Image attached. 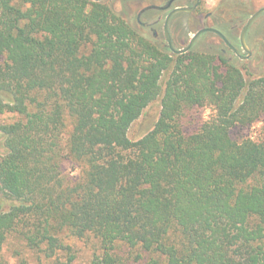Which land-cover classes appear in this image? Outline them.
Here are the masks:
<instances>
[{
    "label": "trees",
    "instance_id": "1",
    "mask_svg": "<svg viewBox=\"0 0 264 264\" xmlns=\"http://www.w3.org/2000/svg\"><path fill=\"white\" fill-rule=\"evenodd\" d=\"M141 16L0 0V251L21 228L51 264H73L63 231L98 240L88 264H128L116 243L151 254L145 264H264V75L164 50ZM156 101L152 129L132 140ZM204 105L214 115L184 132V111ZM255 121L260 140L231 138ZM66 158L77 177L63 174Z\"/></svg>",
    "mask_w": 264,
    "mask_h": 264
},
{
    "label": "rangeland",
    "instance_id": "2",
    "mask_svg": "<svg viewBox=\"0 0 264 264\" xmlns=\"http://www.w3.org/2000/svg\"><path fill=\"white\" fill-rule=\"evenodd\" d=\"M102 2L134 23L140 9L148 5L164 6L167 0H102ZM192 2L193 0H174L168 9H153L141 16V20L146 24H154L152 31L156 32L157 44L162 49L171 52L164 35V20L167 13L174 7L190 6ZM263 6L264 0H200L194 11L177 13L169 20L168 29L173 46L176 49L183 48L198 29L213 27L226 37L227 41L240 55H245L246 53L239 42L240 31L251 16L250 14ZM246 41L251 50V56L248 59H241L214 32L202 33L190 50L222 54L240 68L246 79L264 75V13L259 14L248 28ZM86 48H83V50H86ZM3 61L4 57L0 56V64ZM221 69L224 71V68ZM212 108L210 105H204L185 110L181 117L183 131L186 133L195 131L202 120H207L214 115L215 112ZM159 112L160 101L147 106L141 117L130 127L128 136L132 140L143 136L152 129ZM15 118L12 115H6L2 117V120L12 121ZM68 129L67 126L66 131ZM262 135V121H255L249 125L238 124L230 129V136L236 141L244 139L258 141ZM80 168V165L71 158H66L62 162L63 174H67L72 178L78 176ZM20 229L7 236L0 251V264H51L52 259H46L43 252L27 245L26 240L19 233ZM60 236L66 245L71 246V253L74 254L73 264H88L94 255L100 253L98 240L93 236L78 239L67 235L65 231ZM114 252L128 264H145L151 255L137 247L130 248L121 243H116ZM61 257L65 258L66 256Z\"/></svg>",
    "mask_w": 264,
    "mask_h": 264
},
{
    "label": "water",
    "instance_id": "3",
    "mask_svg": "<svg viewBox=\"0 0 264 264\" xmlns=\"http://www.w3.org/2000/svg\"><path fill=\"white\" fill-rule=\"evenodd\" d=\"M92 1H95V2H100L102 0H92ZM199 1L200 0H193V3L192 5L190 6H178V7H174L172 8L168 14L166 15V18H165V21H164V31H165V37H166V41H167V45L169 47V49L171 50V52L175 53V54H180V53H184L186 51H188L191 46L194 44V42L196 41V39L202 34V33H205V32H214L216 33L218 36H220L224 42H226V44L231 48L233 49L236 54L241 58V59H248L250 56H251V50L247 44V41H246V33H247V30L248 28L250 27V25L252 24V22L259 16V14L261 13H264V6L257 9L256 11H254L252 14H250L251 16L247 19L245 25L243 26V28L241 29L240 31V34H239V42H240V45L243 49V51H245V55H240L232 46L231 44L227 41L226 37L217 29L213 28V27H202L200 29H198L194 34L193 36L191 37L189 43L183 47V48H180V49H176L174 48L173 46V43H172V39H171V36H170V33H169V30H168V23H169V20L171 19V17L177 13H180V12H192L196 9V7L198 6L199 4Z\"/></svg>",
    "mask_w": 264,
    "mask_h": 264
},
{
    "label": "flooded vegetation",
    "instance_id": "4",
    "mask_svg": "<svg viewBox=\"0 0 264 264\" xmlns=\"http://www.w3.org/2000/svg\"><path fill=\"white\" fill-rule=\"evenodd\" d=\"M173 1L174 0H167V2L165 3V5L164 6H156V5H151L152 7H153V9H160V10H165V9H168L170 6H171V4L173 3ZM193 3V2H192ZM143 9V8H142ZM142 9H140L139 11H138V13H137V17H140L141 16V14H142ZM171 10V9H170ZM169 10V11H170ZM168 14V13H167ZM166 18V17H165ZM138 19V18H137ZM165 21V20H164ZM138 22L139 23H143V22H141V20H139L138 19ZM145 25L149 28V30H151V32L153 33V36L154 37H157V34H156V32L155 31H152V26L154 25V24H146L145 23ZM169 30V29H168ZM164 35H165V31H164ZM166 38V37H165ZM222 39V38H221ZM223 40V39H222ZM224 41V40H223ZM167 42V41H166ZM226 43V42H225ZM234 48V47H233ZM231 50H233V49H231Z\"/></svg>",
    "mask_w": 264,
    "mask_h": 264
}]
</instances>
